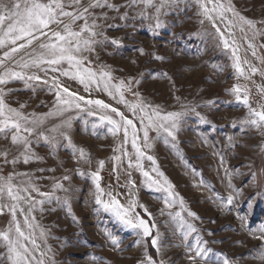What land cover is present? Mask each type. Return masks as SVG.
<instances>
[{"label":"rangeland","instance_id":"1","mask_svg":"<svg viewBox=\"0 0 264 264\" xmlns=\"http://www.w3.org/2000/svg\"><path fill=\"white\" fill-rule=\"evenodd\" d=\"M127 2L111 0L119 7V13L107 8L94 10L96 15L107 16L106 20L97 23L103 25L108 40L98 38L101 42L93 46L94 50L83 53V67L97 74V82L86 88L79 78L62 75L63 71H76L65 61L56 66L58 71H52V66L48 65L23 69L25 75L41 77V81L30 82L31 87H26L23 80H10L6 85H0L10 107L29 119L43 117L37 131L56 136L54 146L35 132L28 137L32 152L39 159L25 163L11 144L10 135L6 139L0 134V177L11 175L15 185L28 188L21 195L31 197L33 202L45 201L42 205L36 204L31 212V217H35L33 228L24 225L25 216L19 211L17 219L26 233L33 232L42 250H52L47 256H51L55 264H140L145 251L152 256L147 242L151 237L137 245L136 230L125 226L111 209L106 211L95 203L92 174L99 170L101 188L112 194L102 197L105 202L114 197L127 207L130 200H136L155 218L163 245L161 254L155 249L156 256H152L157 262L163 259L166 264H189L187 246H195L197 240H202L207 241L206 247L210 250L208 264L220 259L219 254L227 256L234 264H261L257 250L264 248V241L255 239L252 233L259 235L258 230L264 228V151L261 150L264 137L255 128L241 123L248 115V108L238 102L230 90L237 84L248 85L250 104L256 107L262 101L257 86L264 87V77L260 75V71H264V47H261L264 35H257L252 40L257 53L254 57L247 50V41L241 39L239 30H233L245 72L249 65L243 63L244 59L259 69L246 80L232 67L231 47H223L212 21L200 14L197 0H178L177 4L162 8L160 27H156L155 7L145 8L140 3L132 8L123 7ZM202 2L209 9L213 7L207 0ZM82 3L86 4L87 0ZM231 3L241 15L256 23L257 32L264 33V0H231ZM154 4L159 5V0H154ZM125 12L127 19L120 20L119 15ZM210 15L223 31L224 23L215 13ZM82 23L77 21L73 30H78ZM108 25L116 27L109 28ZM51 27L56 29L57 26ZM248 37L252 38L251 30ZM45 39L41 37V40ZM113 39L119 43L111 44ZM23 42L18 41V44ZM38 43L22 49L15 59H29L34 49L39 51ZM229 44H232L231 38ZM138 49L144 54L141 55ZM5 50L0 49V57ZM9 63L10 66L14 64ZM104 72L110 74V80L101 78ZM53 77L62 87L84 98L78 101L79 108L60 105L67 110L54 112L57 89L53 87ZM45 79L48 84L42 83ZM105 80L113 95L104 90ZM128 81H132L131 91ZM116 87H120L125 102H119L120 93L116 92ZM88 100H100L110 108L105 110L88 105L85 103ZM141 101L144 111L139 107ZM128 105H137V108L133 110ZM111 108L132 121L135 135L133 128L128 126L125 137L123 122L110 111ZM153 109L160 115L169 112L184 115L179 120L175 140L166 133L148 129L149 146L146 147L144 126ZM104 114L121 123L117 133L113 134V125L101 119ZM66 120L70 121L66 132L71 145L59 133L51 131ZM133 139L143 153L139 158L132 146ZM78 149L84 150L89 162L78 159V152L73 154ZM4 152L8 153L7 159ZM148 156L153 157L155 164ZM14 157H19L15 163L12 162ZM99 161H104L103 169H98ZM153 169L163 173V177L157 176ZM143 172L161 182L166 178L173 186V195L157 190L155 185L149 187L151 181ZM65 176L67 180L63 179ZM130 180L135 185L131 193ZM57 183L70 192L53 191ZM32 187L39 192L31 191ZM40 192L51 196L46 199L39 195ZM66 195L67 206L63 204ZM229 195L233 196L231 205L227 204ZM57 198H60L59 203ZM165 198L175 200V203L166 207ZM20 206L27 214L29 202L21 201ZM135 211L148 219L143 208L137 207ZM189 212L195 216H189ZM10 221L11 216L5 209V214L0 215V231L6 230ZM189 225L196 231L185 241L183 236ZM157 229H153V235ZM42 230L44 237L40 235ZM4 251L0 247V256ZM36 255L39 256V252ZM47 256L44 257L46 264H52Z\"/></svg>","mask_w":264,"mask_h":264},{"label":"snow or ice","instance_id":"2","mask_svg":"<svg viewBox=\"0 0 264 264\" xmlns=\"http://www.w3.org/2000/svg\"><path fill=\"white\" fill-rule=\"evenodd\" d=\"M138 3L143 4L145 8L155 7L156 9V27H160L159 14L161 9L166 6H172L178 3V0H159V5L154 4V0H128V2L123 5L125 8H132ZM200 5V14L206 17L208 20L212 21L213 27L216 28L220 40L225 49L231 47L233 64L232 67L235 69L238 76L244 77L246 80L250 79L251 75L256 74L259 69L252 66L247 59L243 60L244 64L249 65L248 72L241 66L242 61L239 52V45L235 39L234 29H238L242 34L241 39L247 41V50L251 51L252 56H256V46L252 40L257 35H264L256 31V23L252 20L247 19L228 0L227 3L222 2V0H207V3L213 4V7L209 9L202 0H197ZM97 8H107L119 13L120 9L118 6L111 3V0H87V3H82V0H0V49H7L3 51V56L0 57V85H6L10 80H23L26 87H31L30 82L41 81V77L35 74L25 75L22 71L23 69H28L31 67L39 68L41 65L52 66V71L60 70L58 67L63 62H67L70 67L75 68L76 71L69 73L63 71L62 75H72L73 78H79L80 83L85 84L86 88L90 83L97 82L95 77L96 73L92 72L86 67H83L85 57L84 52H91L94 50V45L100 43V39L107 41L108 37L104 34L103 25L97 23L98 20L107 19V16L103 13L96 15L94 10ZM67 9H73L71 11ZM210 13H215L216 17L219 18L224 23V29L221 30L215 23V18L210 15ZM231 14L230 16L228 14ZM143 10L141 15H143ZM120 20L127 19V12L119 15ZM77 21H83L79 25L78 30H73V25L77 24ZM203 23V21H201ZM56 25V29L51 26ZM109 28L116 27V25H108ZM47 30V31H46ZM251 30L252 38L248 37V31ZM225 33L228 36H225ZM46 37L45 40H41V37ZM229 38L232 40V44H229ZM18 41H24L19 43ZM39 41L37 50H33L29 54V59L25 60L21 57L19 60L15 59L17 53L22 49H25L34 42ZM118 40H111V44L117 45ZM264 47V45H261ZM138 51L143 55V50L138 49ZM156 59H161L156 57ZM9 62H14L10 66ZM264 62V61H262ZM16 68L21 69V71L15 70ZM260 75L264 77V71H260ZM107 77L111 79L110 74L107 72L102 73L101 78ZM42 83L48 84V80H43ZM254 83V82H253ZM132 81H128V90L131 91ZM121 85L124 82L121 81ZM53 87L57 89L56 95V108L54 112L59 113L66 111L67 108H71L73 105L76 108L80 107L78 101L83 100V97L77 96L72 93L66 87H62L53 77ZM259 93L262 94V101L257 103L256 107H253L249 101V87L244 85L241 87L239 84L234 85L230 90V94L235 95L238 102H242L245 107L248 108V115L241 121L242 124L248 125L255 128L259 134L264 137V87L257 86ZM104 90L108 91L109 95H113L109 91V83L107 80L104 82ZM116 92L120 93L119 102H125L123 93L120 87H116ZM138 95V93H134ZM88 105H96L101 109H109L110 106L103 103L100 100H88L85 102ZM60 105H66L67 108H61ZM23 107V106H22ZM131 109L135 110L137 105H128ZM140 110L144 111L143 101H141ZM111 112L116 113L120 116V121L123 122L125 137L128 135L127 127L131 126L133 128V135H135V125H133L131 120L125 119L122 113L118 112L117 109L111 108ZM194 111V109H192ZM54 113H48L47 115H52ZM92 114L91 112L89 113ZM184 115L182 112H169L166 115H160L157 109H153L152 115L148 116V124L144 126V142L145 146L148 145V129H153L157 133H166L168 137L172 140L176 139L175 132L179 127V120ZM154 117V118H153ZM43 117L33 116L29 119L21 111L10 107L5 101L4 89L0 88V134H4L7 139L10 135L11 144L17 149L20 157L23 158L25 163H28L31 159H39L32 152L31 141L28 137L32 136L33 133L40 137L42 136L51 145H55L56 136H47L43 132L37 131L39 125L43 123ZM102 120H107L108 123L113 125L111 131L113 134L117 133L121 128V123L112 119L107 114L101 116ZM203 119V117H201ZM143 122V118H142ZM70 127V121L66 120L63 124L57 128L52 129L54 133H59L61 137L66 139L71 145V140L67 135L66 129ZM63 129V130H62ZM26 133L27 135H24ZM167 142V141H166ZM132 146L136 149L138 158L142 156L143 153L136 145L135 139L132 141ZM74 147V146H73ZM264 151V148L261 149ZM76 152L79 153L78 159L89 162L86 159V153L83 149L74 150V155ZM3 155L7 159V152ZM19 157L13 158V163ZM119 159V157H115ZM149 160H152L155 164L153 157L148 156ZM139 167V165H137ZM104 161L98 162V169H103ZM131 167V164H129ZM115 171V169H114ZM157 173V176L163 177V173H160L157 169H153ZM227 171V170H226ZM93 175V180L95 184V203L97 205H102L107 211L111 209L115 215L121 220V222L136 230V235L139 239L136 241L137 245L145 243L146 238L151 237V246L156 249L158 254L162 252V234L158 231L157 225L155 223V218L143 205H139L136 200H130L127 207L121 205L114 197H112L108 202H105L102 197L104 195L112 196L111 191L105 193L104 189L101 188L100 181L101 176L99 170H97ZM143 175L148 178L151 183L148 185L152 187L157 186V190L162 189L168 193V196H172L171 192L172 185L163 179V182L158 179H153L149 176L148 172H143ZM63 179L67 180L68 177L65 176ZM129 184L132 185L130 188V193L134 192V182L131 180ZM229 187L232 188L231 182H229ZM62 190L66 194L70 192L69 189L64 188L60 183L55 184L53 191ZM28 188H19L13 183V177L11 175L7 177H0V215L5 214V209H7V214L11 216V221L9 227L6 230L0 231V247L5 251L2 256H0V264H46L44 257L47 256L48 252L52 250L50 248L47 251L41 249L40 245L37 243L33 232H25L22 228L20 221L17 219V213L25 216L24 225L29 229L34 227L32 221L35 217H31V212L35 208L36 204H44V200L32 201L31 197H25L21 195L22 192H27ZM31 191L39 192L35 187L31 188ZM235 191V190H234ZM40 196L50 198V193H39ZM21 201L29 202V208L27 214H25L24 209L20 206ZM57 202H60V198H57ZM233 202V196L229 195L227 199V204L231 205ZM165 206L171 207L175 200H169L165 198ZM181 206H183V200L180 201ZM64 205H68L67 195L63 200ZM137 207L144 209V214L148 217L145 219L140 213L136 212ZM163 214V210H161ZM171 215V214H170ZM179 215V214H177ZM189 216H195L194 213L189 212ZM153 229H157L155 235H153ZM196 229L189 225L188 231L184 233L183 239L186 241L188 235L195 232ZM251 231V230H250ZM259 235L252 233L255 239L264 241V228H260ZM41 237H44L45 233L41 231ZM211 235V233H209ZM27 242V243H26ZM207 241L197 240L195 246L188 245L187 251L189 253L187 259L189 264H208L210 250L206 247ZM31 245V247H29ZM39 252V256L36 253ZM216 255V254H212ZM220 259L213 261L212 264H234L233 261L229 260L227 256L219 254ZM257 257L264 264V248L257 250ZM52 264H55L51 256H47ZM140 264H166V262L161 259L159 262L154 260L147 251L144 252L143 258Z\"/></svg>","mask_w":264,"mask_h":264},{"label":"trees","instance_id":"3","mask_svg":"<svg viewBox=\"0 0 264 264\" xmlns=\"http://www.w3.org/2000/svg\"><path fill=\"white\" fill-rule=\"evenodd\" d=\"M147 242H148V245H149L150 254L155 258L156 253H155V249L151 246V239L149 238V239L147 240Z\"/></svg>","mask_w":264,"mask_h":264}]
</instances>
